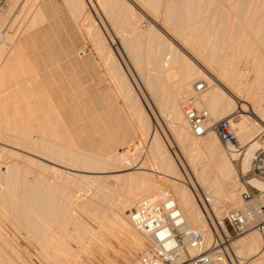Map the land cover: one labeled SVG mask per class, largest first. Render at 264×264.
Listing matches in <instances>:
<instances>
[{
	"label": "bare ground",
	"instance_id": "1",
	"mask_svg": "<svg viewBox=\"0 0 264 264\" xmlns=\"http://www.w3.org/2000/svg\"><path fill=\"white\" fill-rule=\"evenodd\" d=\"M8 1V8L0 13V33L4 31L7 40L5 45H0V88L4 86L2 84L6 75L12 74L19 61H22L21 55L18 54L22 44L17 35L22 32L23 22L27 23V15L32 14V18L29 16L31 20L27 30L28 27L31 28L46 19L42 6L38 4L39 0ZM67 1L74 13H77V19H80L78 22L87 25V29L84 27V30L88 31L87 38L93 37L92 44L97 49L94 50L103 56L108 69L106 70L115 83L119 96L125 99V107L132 123L135 124L140 140L133 145L123 144L121 152L116 150L109 155L100 153L101 151L90 154L78 148L72 149L71 144L65 145L61 130L58 132L55 127L54 130L52 127L50 129L49 125H56L51 119H54L57 110L55 108L56 111L51 113L54 116L48 113V110L52 112L53 108L44 96L40 103L47 101L48 104H43L48 105L49 109L45 108V114L42 112L41 115L51 118L43 119L40 113L36 112L39 116L35 114L34 122H31L33 128L29 125L31 129L23 124H13L11 114L7 113L9 110L2 114L0 107V138L15 139L17 143H24L23 145H28L30 152L32 150L33 155L53 159L52 163L55 165L56 161L62 163L65 159L64 162L67 166L70 165L68 168L72 170H78L81 166L87 170H98L96 173H106L114 168L117 171L132 170L114 176L121 180L119 186L127 188L129 192V197L126 198L128 204H124L121 198L117 203H123L128 209L113 213L101 208V201L96 193L82 192L78 183V180L83 178L102 188L109 176H80L36 158L25 157L23 154L36 170L32 167H21L22 164L20 166L17 163L6 164V175L3 177L11 190L18 191L17 195L22 202L13 198L11 193L3 191L2 186L5 184H0V202L3 208H0V214L5 210L7 214L9 212L8 216L5 213L7 221L9 217L12 218L9 221H13L17 229H24L30 237L41 243L44 250L55 253L54 255L60 253L65 258V264H79L84 253L95 255L91 247L93 242L101 245L104 254L113 251L114 247L107 238L112 235L119 239L122 231L131 235L135 243L142 246L141 237L135 235L132 228L136 226L130 209L146 197H169L176 201L187 224L203 234L205 248H208L213 238L209 216L215 214L221 221L228 210L238 207L241 203L240 193L237 191L239 183L235 176L237 170L232 160L242 154L239 152L241 149L246 150L243 159L246 172L255 151L264 147L260 139L255 140L264 132V0H131V3L128 0H98L115 31L120 35L121 43L140 74L144 87L148 89L146 94L151 97L150 106L155 108L157 104L160 108L168 110L167 113L171 117L168 122L169 133L175 143L178 162L171 156L169 145L167 146L170 143L165 144L159 135L154 118L152 120L155 125L152 129L153 115H149L142 106V101L145 102L144 93H137L138 86L135 83L132 85L120 62L111 53L110 46L95 24L86 0ZM137 8L148 14L154 22L150 23L146 31L140 28L141 15ZM155 17L160 18L162 23L170 28V32ZM200 77L204 78L209 86L199 93L198 108L207 112L211 123L229 118L235 130L236 141L226 146L228 153L225 152V147L222 149L223 143L216 132L195 135L183 111V103L180 107L181 99L184 98L185 101L193 93L192 85ZM40 96L38 95L39 98ZM3 103L8 104L0 101L1 106H4ZM56 117L55 122H60ZM58 117L60 118V115ZM14 152L10 154H17ZM155 168L161 176L137 171L156 170ZM33 172L34 176L30 177L29 174ZM3 173L0 168L1 180ZM255 183L264 188L263 182ZM136 188H139V197L134 196ZM9 195L10 198L7 197ZM58 195L62 198V208L55 207ZM75 209L85 214L87 220ZM126 211H130V214ZM60 215L62 219L64 216V220L59 221V231L54 233L51 229L52 223L54 218ZM72 241L78 249L72 245ZM190 251L193 255L198 252ZM214 256L217 264H264V237L259 230L251 229L246 235L234 240L227 256L217 252Z\"/></svg>",
	"mask_w": 264,
	"mask_h": 264
},
{
	"label": "rangeland",
	"instance_id": "2",
	"mask_svg": "<svg viewBox=\"0 0 264 264\" xmlns=\"http://www.w3.org/2000/svg\"><path fill=\"white\" fill-rule=\"evenodd\" d=\"M128 1L131 3V0ZM86 2L93 19L95 20L97 28H99L100 32L103 34L105 40L110 46L111 53L116 57L118 62H120L121 66L127 73L128 78L132 82V85L135 83V85L138 86L139 89L136 90L137 93L138 91L144 93L145 102L142 101V106L149 115H153L151 118L153 123L152 129L155 125L154 121L152 120L154 118L155 121H157V125H155V127L157 128L159 135L162 137L165 144L170 143L167 144V146L169 145L168 148L171 156L173 159H175V161L178 162L176 157L178 153L176 147L174 146L175 143L171 139L169 133L170 125H168V122L171 120V117H169L170 115L167 113L168 110L160 108L157 104L155 108L150 106V95L146 94L148 89L144 87L140 74L138 71H136L128 53L124 49L121 43L120 35H118L115 31V27H113V24L102 10L98 0H86ZM8 3L9 1L7 0L0 13L6 11L9 5ZM38 4L42 6L46 19L41 23L38 22V25L35 24V26L33 25L31 28L28 27L27 30V25L32 18V14L29 13L27 15L28 17L26 18L27 23L24 21L22 24V32H18L17 36L21 39L20 42L22 44V46L19 47L18 54L21 55L22 61H19L20 65L18 64L17 69L12 74L8 73L6 75L7 77L5 76L6 79L4 78V83L2 84L4 86L1 85L2 88H0V97L5 100L2 99L0 101L8 102V104L3 103L4 106L0 105L1 109L3 110L2 114L4 111L5 114L7 110H9L7 113L11 114L10 119L12 122H14L13 124L17 126L23 124L29 129L30 126L33 128V124L31 122H34L33 118L35 117V114H37V116H39L38 113H40V115L42 112L45 114V108L49 109L48 105L45 104L49 103L52 105L51 108L54 110L52 109V112H50L51 110H48V113L53 116L55 114L57 117L54 116L53 118L55 119L56 117L57 121L60 119L62 125H60L59 121L56 123V120L51 119V121H54L53 123L56 125L51 124L49 127L50 129L52 127V130H54L53 128L55 127V130H58V132L61 130L60 134L63 136L64 141H66L65 145L71 144V146H68H70L72 149L78 148L83 152L86 151V153L90 154L101 151L100 153L109 155L116 150L121 152V145L123 144H136L140 140V136L134 127L135 124L132 123V119L128 115L127 109L125 107V99L122 96H119L118 92L116 91L115 83H113V81L110 79L103 56L95 51L97 49H95L91 40L93 37L91 39H89V37L87 38L88 31H85L87 29V25L85 26V24H81V21L78 22L80 19H77V13H74L75 11L72 9V7H70L71 5L69 6L70 3L67 0H39ZM139 10L140 9L137 8L139 15H141V23H139L140 28L146 31L149 29L150 23L154 22L148 14L146 15L144 12L142 13ZM29 16H31V18ZM155 18L158 19V22L161 21V25L170 32V28L164 25L160 18ZM86 24H90L89 21H87ZM156 27L158 29L160 28L158 25H156ZM86 33L87 35H84ZM4 34V31L0 33V45L6 44L5 41L7 40ZM200 80L205 81L206 87L209 86L208 82L204 78L200 77L195 80L192 88H194L195 83ZM175 81L173 83H175ZM38 95H41L40 98ZM43 96L44 99L47 101L49 100L48 103L45 100L43 101L45 104H43V102L40 103V101L43 100ZM6 99L9 100L6 101ZM30 102L32 104H30ZM183 102L184 98L181 99L179 103L180 107L182 106ZM37 109L40 110L37 111ZM201 110H203V108ZM53 111H56V113ZM58 115H60V118ZM42 118L44 119L46 116H42ZM235 121L237 122V118H235ZM212 122H214V120H212ZM59 125L62 127V129H60L61 127ZM65 131L66 134H64ZM255 140H259L263 144L264 132L259 136V138H256ZM21 144L23 145L24 143H17L15 142V139L7 140V138H0V168L1 173L4 172L1 174L2 180H4L2 182L0 179L1 186L2 183L8 186L6 179H4V175H6L5 172L7 170L6 164L8 163H17L19 165L22 164V166L20 165L21 167H32L33 170H36L35 166L33 164L32 166L31 163H29V159L25 158L33 157V159L36 158V160H41L48 165H55L52 163V161H54L53 159L35 156L31 153L32 150L30 152L29 147H27L28 145L25 144L21 146ZM221 146L223 147V150L224 147L226 148V146L223 144ZM226 149L225 152L228 153L229 149ZM4 150H8V152H10L7 153L4 152ZM245 151L246 150L241 149L239 152L242 154L236 156L234 159L231 158L233 159L232 161L234 162L237 170L235 176H237V182L239 183V187L237 189L238 193H240L242 188L240 176L244 172L243 159ZM11 152L17 154H10ZM16 155L21 158L17 157ZM16 159L18 161H16ZM64 160L62 163L60 161H56L57 164L55 166L66 171L79 174L80 176H84L83 174L90 176H109V178L105 180L104 186L102 188L96 187L92 182L83 178L78 180L82 192H87L89 194L91 192L96 193L97 197L101 201L99 205L101 208L111 210L113 213H119V210L128 209L124 204H128L126 198L129 197V192L127 191V188L125 189V187L119 186L121 180H119V178H115L114 176L132 172V170L117 171V169L114 168L106 173H96L98 170H90V168L87 170V168H84L83 166L78 167V170H72L68 168L70 165L67 166V163H65ZM64 163L65 165H63ZM117 165H121V163H117ZM155 169L156 170L138 169L137 171L138 173L148 172L161 176L162 174L158 172L157 168ZM34 174V172L30 173L29 176L32 177ZM16 182L17 179L14 183ZM5 185L2 186V188H4L3 191L11 193L10 195L13 198H17L20 202H22L21 198L17 195L18 191H15L14 189L11 190L9 186L7 188ZM138 189L139 188L135 189L136 194L134 193V196L139 197ZM119 194H122V196ZM10 195L7 197L10 198ZM119 198L123 199L124 204L122 203L120 205L117 203ZM61 199L62 198L58 195L55 202L56 208L63 207L62 202H60ZM1 205L2 204L0 202V208L2 207ZM1 209L0 213H2ZM131 210L132 208L130 211ZM75 211L87 220V216L85 214L81 213L77 209H75ZM130 211H126V213L130 214ZM205 211L208 213L206 208ZM5 213L7 214L6 210L5 212L3 211V214H0V230L3 232V235L0 236V264H65V258H63L60 253H56V255H54L55 253L51 254L46 251V249L44 250L41 243L30 237L24 229H17V227L13 224V221H9L10 219L12 220V218L9 217V220L7 221L6 217L9 215V212L7 216ZM209 217L211 218V221H220L218 218H216L217 216L215 214L214 216L211 214ZM213 217H215V219ZM222 219L223 218H221V220ZM63 220L64 216L62 219V215L54 218L51 227L54 233L59 231L57 230L58 223L59 221L62 222ZM92 224L97 230H99V227L95 223ZM132 228L135 235L141 237L142 246L135 243L131 235L122 231L119 239L112 235L108 236L107 238L114 247L113 251H107L104 254L101 245L98 242H93L91 247L95 255L92 256L91 254L84 253L83 260L82 262H79V264H138V255L144 250L147 238L134 226H132ZM246 233L241 234L236 239L246 235ZM72 245L77 248V245L73 241Z\"/></svg>",
	"mask_w": 264,
	"mask_h": 264
},
{
	"label": "built area",
	"instance_id": "3",
	"mask_svg": "<svg viewBox=\"0 0 264 264\" xmlns=\"http://www.w3.org/2000/svg\"><path fill=\"white\" fill-rule=\"evenodd\" d=\"M6 0H0V10ZM206 88L203 80L194 85L193 93L183 102V111L195 135L214 131L225 146L236 141L229 118L214 123L207 112L197 106L199 93ZM241 203L226 212L221 221H211L212 242L205 248L203 234L187 224L175 200L169 197H146L131 210L136 228L147 237L146 247L138 255L140 264H217L214 253L228 255L234 240L251 230L264 237V147L255 151L250 167L240 176ZM190 250H198L191 254Z\"/></svg>",
	"mask_w": 264,
	"mask_h": 264
}]
</instances>
